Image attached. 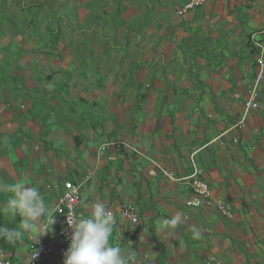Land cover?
Returning <instances> with one entry per match:
<instances>
[{"label":"crops","instance_id":"obj_1","mask_svg":"<svg viewBox=\"0 0 264 264\" xmlns=\"http://www.w3.org/2000/svg\"><path fill=\"white\" fill-rule=\"evenodd\" d=\"M187 1L32 0L0 21V185L36 186L52 211L70 182L80 217L104 202L128 264H264V72L258 109L237 126L264 0L179 13ZM193 167L229 219L185 207L193 196L180 180ZM10 196L0 191V205ZM128 205L135 225L121 216ZM32 242L0 240V257L27 264Z\"/></svg>","mask_w":264,"mask_h":264},{"label":"clouds","instance_id":"obj_2","mask_svg":"<svg viewBox=\"0 0 264 264\" xmlns=\"http://www.w3.org/2000/svg\"><path fill=\"white\" fill-rule=\"evenodd\" d=\"M0 191H8L11 196L0 205V215L20 217L16 228L0 224V240L16 243L25 234H31L33 243L49 234V226L55 223V217L38 187L29 186L25 181H17L13 186L0 185ZM179 217L162 221L164 227H175ZM115 217L104 202L97 200L91 205L90 216L76 218L67 226L71 229L67 239L70 241L63 254V264H128L118 244L113 245ZM198 235V233H196ZM120 239V238H119ZM38 255H34L27 264Z\"/></svg>","mask_w":264,"mask_h":264},{"label":"built area","instance_id":"obj_3","mask_svg":"<svg viewBox=\"0 0 264 264\" xmlns=\"http://www.w3.org/2000/svg\"><path fill=\"white\" fill-rule=\"evenodd\" d=\"M206 0H189L179 10V13H184L201 6ZM264 31L256 34H251L248 38V46L254 53V65L256 67V74L249 85L247 99L243 104L242 117L237 123L241 127L244 124L245 116L258 109L256 101L258 88L263 78L264 72V40L257 39L262 36ZM235 142V141H234ZM115 144H105L99 147V154H104L108 151L109 146ZM168 177V175H166ZM199 172L193 167L192 174L180 181L188 182L193 199L185 201L184 205L189 209H198L202 207H215V209L226 219L231 217V214L224 209L221 202L212 200L208 186L198 179ZM80 203L79 188L66 182L62 185L61 190L56 198L55 205L52 209V214L56 216L55 223L52 225V230L49 226V234L39 239L38 243H31L29 245V259L34 255V249L38 255L31 261L32 263H39L44 258L56 252L61 260L63 254L67 250L70 241L67 237L71 233V229L67 226L72 223L73 217L80 218L77 213ZM121 216L130 224L135 225L138 222L136 210L133 206L128 205L121 209ZM0 264H17L5 257H0ZM208 264V263H204Z\"/></svg>","mask_w":264,"mask_h":264},{"label":"rangeland","instance_id":"obj_4","mask_svg":"<svg viewBox=\"0 0 264 264\" xmlns=\"http://www.w3.org/2000/svg\"><path fill=\"white\" fill-rule=\"evenodd\" d=\"M32 0H0V21H7V19H14L12 13L17 16V20L21 19V11L16 10L20 6L28 4ZM12 4V5H11ZM15 9L13 10V8ZM32 13L24 12L23 17H30ZM15 20V19H14ZM1 30V28H0Z\"/></svg>","mask_w":264,"mask_h":264}]
</instances>
